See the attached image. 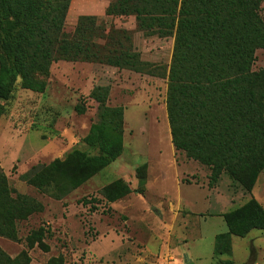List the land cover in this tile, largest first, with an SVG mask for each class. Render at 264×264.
<instances>
[{
    "label": "trees",
    "instance_id": "trees-1",
    "mask_svg": "<svg viewBox=\"0 0 264 264\" xmlns=\"http://www.w3.org/2000/svg\"><path fill=\"white\" fill-rule=\"evenodd\" d=\"M261 2L115 0L106 11L109 16L134 15L137 28L147 35L174 37L166 92L172 144L211 169L209 188L225 172L233 183L250 191L264 169V69L253 70L257 50L264 49ZM69 4L70 0H0V100L11 97L18 78L25 87L40 90V76L60 60L107 63L157 75L152 64L142 62L123 44L109 48L108 40L121 31L113 26L107 31L96 16H80L74 32L67 33ZM98 90L92 92L98 121L84 139L98 154H72L71 190L100 173L124 150V110L107 106ZM75 110L83 114L85 106L77 104ZM55 165L56 161L50 166L56 170ZM146 168L137 169L135 192L144 191ZM132 191L120 179L103 188L100 196L112 202ZM29 204L19 207L0 178L1 236L16 239L14 219L34 212L35 202L32 208ZM255 205L257 217L247 205L223 215L228 231L216 238V258L230 254L232 235L264 231V209L258 202ZM250 254L244 264L255 263L254 248ZM20 263V258H5V264ZM216 264L234 263L219 260Z\"/></svg>",
    "mask_w": 264,
    "mask_h": 264
},
{
    "label": "rangeland",
    "instance_id": "rangeland-1",
    "mask_svg": "<svg viewBox=\"0 0 264 264\" xmlns=\"http://www.w3.org/2000/svg\"><path fill=\"white\" fill-rule=\"evenodd\" d=\"M90 1L70 0L65 19L67 33L74 32L79 17L86 14L84 5ZM260 14L264 19V0ZM120 16H132L131 20L135 17ZM99 22L107 31L112 26L121 31L114 35V40H108L109 48L119 47L118 42L123 44L138 54L142 62L152 64L157 75L141 74L107 63L60 60L52 63L47 73L40 76L43 82L40 90L25 87L18 78L11 97L7 101L0 100V178L19 207L30 203L28 206L32 208L33 201L35 207L25 218L14 219L16 239L0 235V264H5L8 257L20 258V264H104L88 255V246L97 238L98 232H129L128 212L112 209L99 191L104 183L116 179L115 174L108 171L117 163L71 190L72 154L75 151L88 156L98 154V149L84 142L91 125L98 121V103L92 95L95 89H99L100 98L107 106L123 108L126 141L129 136L136 135L131 141L132 149L127 146L122 158L132 154V150L144 153L167 148L161 140L165 137L161 131L162 126L168 124L167 75L174 37L147 35L137 28L136 22L135 28L126 29L129 18L123 19L122 24L107 17L99 18ZM260 69H264V49L257 50L253 65V70ZM77 104L85 106V113L76 112ZM157 121L160 123L156 124ZM176 154L179 161L195 172L193 176L189 175L190 178H184L185 181L193 179L209 186L211 169L208 166L188 158L184 152L177 151ZM136 158L142 161L144 156L140 154L132 161H137ZM54 161L56 170L50 166ZM217 187L218 192L233 197L234 206L224 214L247 205L249 213L257 217L255 202L264 209L259 201L264 202V169L250 191L233 183L225 172L212 188ZM227 229L225 223H221L210 231L225 232ZM251 232L244 239H234L237 264L247 262L252 248L256 252L255 263L264 264V252L255 248L258 245L255 236L264 231ZM36 236L41 238L33 239ZM209 245L210 240H207L203 247L209 248Z\"/></svg>",
    "mask_w": 264,
    "mask_h": 264
},
{
    "label": "crops",
    "instance_id": "crops-1",
    "mask_svg": "<svg viewBox=\"0 0 264 264\" xmlns=\"http://www.w3.org/2000/svg\"><path fill=\"white\" fill-rule=\"evenodd\" d=\"M109 4L110 0H91L83 9L85 15L107 17L114 23L122 24L123 19L129 18V27L126 29L135 28V17L131 20L132 16L107 15ZM164 125L161 132L165 137L161 140L166 144L165 150L155 148L144 153L132 150V154L122 158V153L112 162L117 164L108 172L114 173L116 179L104 183L99 191L120 179L133 190L108 202L115 211L128 212L126 222H129V232H98L97 238L88 246V255L104 264H216L219 260L237 264L234 259V239H244L253 232L245 237L232 235L230 254L215 257L216 238L228 229L225 232L210 230L225 223L223 214L234 206L233 197L218 192L219 187L209 188L208 184L197 183L193 179L184 180L195 172L178 160L171 133L167 131L170 129L169 122ZM124 134V150L127 146L130 150L131 141L136 135L129 136L126 141V132ZM140 154L144 159L138 161L136 158L137 161L133 162L132 159ZM143 165L147 167L144 191L138 193L134 191L139 188L137 169ZM259 201L264 207V202L261 199ZM211 210L217 212L210 213ZM257 238L255 242L258 245L255 248L264 252V234L255 236ZM207 240H210L209 248H204Z\"/></svg>",
    "mask_w": 264,
    "mask_h": 264
},
{
    "label": "built area",
    "instance_id": "built-area-1",
    "mask_svg": "<svg viewBox=\"0 0 264 264\" xmlns=\"http://www.w3.org/2000/svg\"><path fill=\"white\" fill-rule=\"evenodd\" d=\"M103 204H106V203H103ZM160 256H162V254H160Z\"/></svg>",
    "mask_w": 264,
    "mask_h": 264
}]
</instances>
